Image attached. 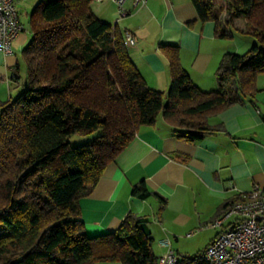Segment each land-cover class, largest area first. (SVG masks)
I'll list each match as a JSON object with an SVG mask.
<instances>
[{
  "label": "trees",
  "instance_id": "16d2710c",
  "mask_svg": "<svg viewBox=\"0 0 264 264\" xmlns=\"http://www.w3.org/2000/svg\"><path fill=\"white\" fill-rule=\"evenodd\" d=\"M191 1L200 21L215 22L216 36L227 37L226 27L241 18L255 41L243 54L227 53L213 90L191 80L177 46L161 44L171 77L166 103L133 64L117 25L94 13L93 0L35 4L20 53L25 83L15 98L0 100V264H158L147 218L129 211L113 232L89 235L78 200L159 114L177 136L196 141L220 129L208 122L210 114L245 99L254 103L264 73V0ZM19 69L20 62L13 80ZM93 131L90 141L68 142L73 133ZM131 193L154 196L158 212L165 205L143 178Z\"/></svg>",
  "mask_w": 264,
  "mask_h": 264
},
{
  "label": "crops",
  "instance_id": "0c3cea01",
  "mask_svg": "<svg viewBox=\"0 0 264 264\" xmlns=\"http://www.w3.org/2000/svg\"><path fill=\"white\" fill-rule=\"evenodd\" d=\"M38 1L15 0L24 30L12 42L10 54L0 50V100L11 97L20 82L11 76L30 39L25 27ZM92 9L102 20L116 24L123 39L125 30L133 33L135 41L124 42L128 55L146 84L162 91L164 97L171 77L161 44L177 46L180 63L191 80L202 90H213L218 88L216 73L227 53L243 54L255 41L245 33L241 18L226 27L227 37L216 36L215 22L200 21L191 0H146L119 20L115 19L116 5L109 0L94 2ZM24 83L25 79L22 87ZM256 84L254 103L245 99L210 114L208 122L220 129L199 140L180 138L162 116L153 126L141 127L91 191L79 198L86 233L113 232L130 211L149 220L152 237L158 234L153 239L159 253L165 249L160 242L168 239L182 257L179 238L204 226L215 228L214 237L227 227L230 220L222 226L212 224L224 204L254 186L264 189V73L257 76ZM141 178L165 198L160 212L154 196L140 198L131 193Z\"/></svg>",
  "mask_w": 264,
  "mask_h": 264
},
{
  "label": "built area",
  "instance_id": "2783aa9c",
  "mask_svg": "<svg viewBox=\"0 0 264 264\" xmlns=\"http://www.w3.org/2000/svg\"><path fill=\"white\" fill-rule=\"evenodd\" d=\"M101 1L104 0H93ZM109 1L116 5V20L146 3V0ZM23 30L15 0H0V50L10 54L12 42ZM134 41L133 33L125 30L124 42ZM225 220H230L229 225L216 234L196 261L182 262L169 240L164 239L160 243L165 249L158 254V264H264V189L254 186L241 193V199L232 203L212 224L222 226Z\"/></svg>",
  "mask_w": 264,
  "mask_h": 264
},
{
  "label": "rangeland",
  "instance_id": "374dc122",
  "mask_svg": "<svg viewBox=\"0 0 264 264\" xmlns=\"http://www.w3.org/2000/svg\"><path fill=\"white\" fill-rule=\"evenodd\" d=\"M94 7V2L92 3V8ZM115 19H117V8L115 11ZM121 19V18H120ZM26 34L28 38L30 37V28L29 25L25 27ZM20 60V69H19V80L20 82L14 85L13 93L11 94V97H16L17 94L22 89V82L26 78V66L24 64V61L19 58ZM164 103L167 102V96L164 97ZM161 117V114L157 116V120ZM98 131H93L88 134H76L73 133L68 137V142L70 145H77L79 143L87 142L92 140V138L97 134ZM3 230V227H0V232ZM215 233V228H209L207 226H204L203 228L199 229L198 231H195L191 236L185 237V238H179V246L180 248V254L185 258H196L200 256V254L203 252L207 244L216 236L213 237ZM158 234L153 235L155 238V241L157 239ZM213 237V238H212ZM212 238V239H211ZM211 239V240H210ZM155 241H153L152 249L155 254H159L158 247L155 246ZM175 241V240H174Z\"/></svg>",
  "mask_w": 264,
  "mask_h": 264
}]
</instances>
